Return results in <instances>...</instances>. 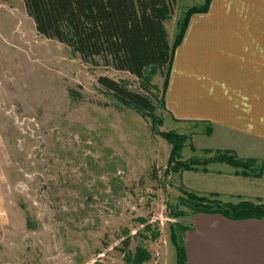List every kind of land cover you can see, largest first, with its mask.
I'll return each mask as SVG.
<instances>
[{"label": "rangeland", "instance_id": "obj_1", "mask_svg": "<svg viewBox=\"0 0 264 264\" xmlns=\"http://www.w3.org/2000/svg\"><path fill=\"white\" fill-rule=\"evenodd\" d=\"M205 3L177 0L171 41L187 10ZM151 73L163 89L165 74ZM101 76L140 89L132 74L88 65L40 35L21 0H0V264H129L126 240L133 253L146 247V264H177L171 226L191 216L183 192L217 196L203 191L202 178H214L203 166H179L215 159L209 125L163 108L143 117ZM175 133L186 141L180 153L168 140Z\"/></svg>", "mask_w": 264, "mask_h": 264}, {"label": "crops", "instance_id": "obj_2", "mask_svg": "<svg viewBox=\"0 0 264 264\" xmlns=\"http://www.w3.org/2000/svg\"><path fill=\"white\" fill-rule=\"evenodd\" d=\"M165 109L174 120L211 126L217 151L257 161L259 174L250 176L217 163L234 170L203 172L214 176L202 178L210 183L203 191L224 202L264 201V0H212L190 17ZM187 226L188 264H264V220L197 213Z\"/></svg>", "mask_w": 264, "mask_h": 264}, {"label": "trees", "instance_id": "obj_3", "mask_svg": "<svg viewBox=\"0 0 264 264\" xmlns=\"http://www.w3.org/2000/svg\"><path fill=\"white\" fill-rule=\"evenodd\" d=\"M38 33L70 49L71 54L88 65L128 72L140 80V89L132 90L127 83L101 76L99 83L120 105L137 111L143 117L157 119L159 108L165 109V92L176 49L182 42L190 17L209 11L212 0L203 6L187 10L180 21L174 43L169 39L167 23L172 19L177 0H21ZM165 74V86L160 89L152 81V71ZM199 124V123H196ZM209 134L212 127H208ZM168 140L176 153L185 144L184 136L175 133ZM212 153V151H207ZM213 160L184 161L183 171L208 172L210 163H226L237 174L258 175L255 160L240 159L235 153L217 151ZM256 166V167H255ZM181 171V170H180ZM182 203L189 215L197 213L221 214L232 220H264V201L224 202L218 196H200L184 191ZM186 213L179 212L177 217ZM142 220V219H141ZM144 221V220H142ZM149 225L146 229H150ZM190 226H171L172 244L177 264H188L185 233ZM143 234V233H142ZM146 238V237H145ZM130 240L123 242L121 251L129 264H146L152 256L144 246L133 253Z\"/></svg>", "mask_w": 264, "mask_h": 264}]
</instances>
